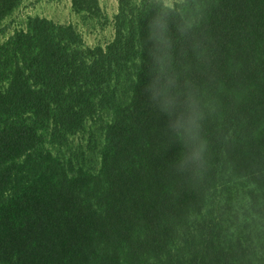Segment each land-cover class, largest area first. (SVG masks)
<instances>
[{
  "label": "trees",
  "instance_id": "trees-1",
  "mask_svg": "<svg viewBox=\"0 0 264 264\" xmlns=\"http://www.w3.org/2000/svg\"><path fill=\"white\" fill-rule=\"evenodd\" d=\"M24 1L0 0V264H264V0L173 15L163 72L150 6L71 0L114 30L89 46L41 16L6 34Z\"/></svg>",
  "mask_w": 264,
  "mask_h": 264
},
{
  "label": "clouds",
  "instance_id": "clouds-1",
  "mask_svg": "<svg viewBox=\"0 0 264 264\" xmlns=\"http://www.w3.org/2000/svg\"><path fill=\"white\" fill-rule=\"evenodd\" d=\"M132 6L138 10H143L145 6H150L152 16L146 21L147 44L144 55L147 56L154 65L163 72L167 62L170 60L172 39L169 31L170 18L173 15L180 16L181 23L177 25V31L184 34L194 29L196 25L195 12L199 10L198 0H132ZM137 61H141L137 56ZM167 80L159 81L162 92L167 91ZM163 96H157L159 101ZM165 115H168L167 107L163 108Z\"/></svg>",
  "mask_w": 264,
  "mask_h": 264
},
{
  "label": "rangeland",
  "instance_id": "rangeland-1",
  "mask_svg": "<svg viewBox=\"0 0 264 264\" xmlns=\"http://www.w3.org/2000/svg\"><path fill=\"white\" fill-rule=\"evenodd\" d=\"M100 2L105 15L112 20L118 12L119 1L100 0ZM29 16L45 17L60 24H73L83 33L89 46L106 45L114 37L112 26L105 20L96 27L85 26L81 18L72 11L71 0H25L21 9L3 25L2 29H7L6 34H11L16 28L23 26ZM3 37L0 35V40Z\"/></svg>",
  "mask_w": 264,
  "mask_h": 264
}]
</instances>
